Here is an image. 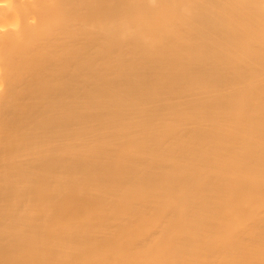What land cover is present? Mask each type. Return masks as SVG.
Segmentation results:
<instances>
[{"label": "bare ground", "instance_id": "1", "mask_svg": "<svg viewBox=\"0 0 264 264\" xmlns=\"http://www.w3.org/2000/svg\"><path fill=\"white\" fill-rule=\"evenodd\" d=\"M0 264H264V0H0Z\"/></svg>", "mask_w": 264, "mask_h": 264}]
</instances>
